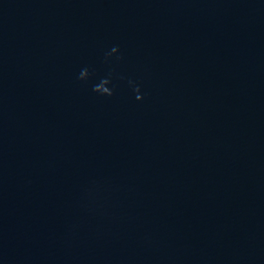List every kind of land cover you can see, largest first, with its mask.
Masks as SVG:
<instances>
[{
  "label": "water",
  "instance_id": "obj_1",
  "mask_svg": "<svg viewBox=\"0 0 264 264\" xmlns=\"http://www.w3.org/2000/svg\"><path fill=\"white\" fill-rule=\"evenodd\" d=\"M0 264H264V0H0Z\"/></svg>",
  "mask_w": 264,
  "mask_h": 264
},
{
  "label": "clouds",
  "instance_id": "obj_2",
  "mask_svg": "<svg viewBox=\"0 0 264 264\" xmlns=\"http://www.w3.org/2000/svg\"><path fill=\"white\" fill-rule=\"evenodd\" d=\"M116 52H118V49L116 47H113L112 50H111V53H116ZM88 77H89L88 70L86 68L82 69L81 73H80V76H79V79L80 80H86ZM109 83H110V80L103 79L101 81V83H99L98 85H94L93 86V91L96 92V93H99L100 95L112 96L114 93H113L112 89H110L108 87ZM134 91L139 93V91H140L139 87H135ZM136 98L139 100V99H141V96L138 94Z\"/></svg>",
  "mask_w": 264,
  "mask_h": 264
}]
</instances>
